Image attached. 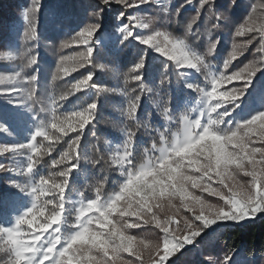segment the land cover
<instances>
[{
  "label": "snow or ice",
  "instance_id": "6c2138e0",
  "mask_svg": "<svg viewBox=\"0 0 264 264\" xmlns=\"http://www.w3.org/2000/svg\"><path fill=\"white\" fill-rule=\"evenodd\" d=\"M110 2L111 0H103L105 5ZM115 3L123 4L125 8L139 9L142 5H150L153 0H132L131 3L128 0H115ZM187 3L191 4L192 0H187ZM39 5L40 0H34L32 6L23 11V19L28 25L24 31L26 40L39 41L36 24ZM205 5H208L209 12H212L211 0H201L200 7L203 8ZM260 11H264V4L256 0V3L251 4L248 20L236 29L235 35L239 37L246 33L258 32L261 46L257 48V52L264 54V29L253 26L254 14ZM179 12L180 9L177 8V16ZM199 14L198 8L197 16ZM125 15L124 12H120L117 17L119 19L117 31L122 37V43L138 38L140 44L146 45L158 52L161 57H165L166 61L172 62L179 77L186 76L187 71H181L183 69L194 70L204 77L203 87L186 83V87L196 93L198 99L196 106L179 120V123L184 125L185 138L173 145L165 126L164 131L159 132V144L154 141L151 149H145L146 163L140 166L135 161L136 132L127 125L121 128L124 140L112 155L111 164L119 170L123 182L115 194L107 197L103 195V182L95 186V198L85 200L82 198L83 192L79 193L81 199L77 201L78 207L73 212L74 222L71 225L73 231L71 235L66 236L61 232V224L65 218V193L72 172L81 164L78 146L86 134L85 126L90 125L97 116L98 102L93 100L82 110L72 111L68 115L60 113L58 109L61 102L84 89H95L97 95L116 90L98 87L93 80V73L89 71L82 79L73 83L67 92L58 97L52 96L48 107L40 109V112L49 113L50 119L45 122L39 113H36L34 119L37 123L28 143L11 147L0 146V155L23 152L28 161L25 168L18 171L0 163V171H15L19 176H27V182L15 183L14 187L31 198L29 210L14 218L11 227L0 226V243L16 252L13 264H145L143 256L145 250L151 251L149 264H168L173 255L192 244L210 226L222 222L240 223L264 213V180L260 178L264 173V111L252 115L243 123L229 124L231 113L238 106L237 101L251 85L255 75L264 70V58L246 64L239 70H230L233 61L243 54V49L252 44L253 40L250 38L245 45L233 44L232 52L223 59L222 70L217 74L209 71L212 66L205 62L206 57L212 56L217 49V43H210L205 54H197L189 49L185 39L176 38L169 32L153 30L148 25H141L139 20L145 16L127 14L128 23H124ZM93 16L97 18L95 22L86 24L76 35L60 45L61 48L78 45L82 50L75 57L61 59L56 74L52 76L53 80L59 79L61 73L65 76L69 74V68L66 66L69 59L74 61L70 69L73 72L89 64L95 65L92 39L100 27L101 13L94 12ZM221 18L227 20L226 15L216 16L218 21ZM195 23L196 17H193L187 24L189 32ZM145 53L146 50L139 56L135 65L124 74L125 84L134 80L139 83L141 92L145 91L141 75ZM0 58L11 57L5 54ZM37 62V57L32 55L28 59V66L36 65ZM168 66L165 62V69ZM21 80H23L21 72H15L7 77L0 76V84L11 85L0 89V94L8 96L9 103L13 102L15 96L17 106H24L32 113L34 111L27 102L33 101L37 76L29 75L24 81L29 85L28 88L22 86ZM233 81H240L241 86L219 90L223 85ZM163 82L162 80L161 83ZM122 94L128 97L123 115L129 121H136V127L139 128L137 109L141 96H132L127 92ZM170 102L171 98L163 104L162 115L166 122L172 121ZM261 103L264 104V97L261 98ZM192 113L197 115L193 117ZM218 113L227 114L223 123L228 127L222 134H217V131L209 127V120ZM49 128L64 136L69 132H76L77 135L70 138L68 150L63 152L59 159L51 161L53 168L59 165L64 167L48 176H39L37 181L34 170L40 164L39 157L51 153L55 143L61 138L56 136L55 132H50ZM0 133H9L3 123H0ZM38 137H43L51 143L44 146L37 140ZM42 148L44 151H41ZM94 163L98 164L100 161ZM230 170H237L239 174L250 178V195L246 201H241L233 186L225 180V175ZM214 184L223 187H214ZM192 189L217 197L223 201V206L214 207L201 196L193 194ZM42 197L50 198L41 202ZM177 198L181 202L180 208L184 212H191V217L183 215L179 208L175 216L167 217H161L154 211V206L160 207L161 201L166 200L171 206L172 201ZM48 205H51V208H48ZM37 214L42 219L34 225L33 221L36 220ZM114 216L135 219L131 222L126 220L114 222ZM25 224L33 230L24 229L22 226ZM149 224L159 232L154 242L138 240L124 230L142 228ZM124 254L134 259L128 260ZM228 258L226 256L222 264H229Z\"/></svg>",
  "mask_w": 264,
  "mask_h": 264
},
{
  "label": "rangeland",
  "instance_id": "374dc122",
  "mask_svg": "<svg viewBox=\"0 0 264 264\" xmlns=\"http://www.w3.org/2000/svg\"><path fill=\"white\" fill-rule=\"evenodd\" d=\"M96 1L103 3V0ZM244 1H247L248 7L246 10V16L242 23H240V25L243 24L244 21L248 20V14L251 11V4L256 3V0ZM128 2L131 3L132 0H128ZM167 2L168 0H160L159 3L142 5L139 9H130L125 8L123 4L119 5H121L122 9L126 11L124 23H128L127 14L148 16L151 17L154 21L153 25L151 26L153 30L165 31L159 26V17L160 15H168V9L165 6ZM33 3L34 0H31V4L28 8H30ZM63 3L64 0H60L57 1L56 4L58 6H61L63 5ZM115 4V0H111V2L106 5L107 10L109 9L110 5ZM51 6L52 0H40L39 11L36 19L39 41L26 40L24 38V31L28 25L27 22L23 19V11L27 10L28 8L22 5H19L18 8L7 13L9 15L8 22L6 23V26H4L2 32H0V57H4L5 54H8V56L11 57L0 58V76L7 77L13 75L15 72H21V76L23 77V80H21V84L25 88L29 87V85L24 83V81L27 80L28 76H37V81L35 82L36 92L34 94L33 101L27 102L28 106L31 107L34 111L32 113L28 112L27 108L24 106H17L18 101L16 100L15 96H13V102L9 103V97L0 94V123H3L10 133H0V146L7 145L11 147L28 143L37 123V121L34 119L36 113H39L41 119L47 122V120L50 119L49 113L40 112V109L42 107L47 108L52 96L55 95L58 97L60 94L67 92L73 83H75L78 79H82L83 75H86L90 71L93 73V80L96 82L98 87L115 89L116 91H109L97 95L95 89H84L69 96L66 101L61 102V107L58 109V111L64 115H68L72 111L82 110L87 106L88 103L96 100L98 102V113V111H100L106 103V99L108 97H111V99H116L114 101V108L112 109L116 117L115 124L112 125L109 128V131L104 134L101 145L102 150L107 157L108 163L113 170L114 178L116 181V184L114 183L113 185L114 189L111 193H103L104 197H107L109 195L115 194V192L119 189V185L123 182V178L120 176L119 170L115 165L111 164L112 155L116 151L117 146L122 144L124 140V134L121 131V128L125 126L126 121H128V123L130 122V125L132 124L133 126H135V124L137 123L136 121L127 120L123 115V110L127 107L128 97L126 95H123L122 93L127 92L132 96L135 95L127 91V84H125L124 75L123 77L120 75L121 72L119 68H117V66H109L110 52L120 50L123 45L127 47L136 46L141 48L144 52L146 50V54L150 55L154 61H161L163 63L167 62L171 65V67H173L172 62L166 61V58L161 57L158 52L148 48L146 45L140 44L138 38L137 40L122 43V37L117 31V26L119 23V19H117V17L119 13H114L111 16L113 20V27L111 31L108 33V30H106L105 32H102L103 34H99V31L97 30L93 35L92 45L94 48L95 65L89 64L84 68H77L76 71L73 72L70 69L74 64V61L69 59L68 61H66V66L69 68V74L65 76L63 75V73H61L59 79L53 80L52 76L56 74L57 65L60 64L61 59L63 57H75L77 53L82 50V47L78 45H72L69 48L60 47V49L57 48L56 50L51 46L54 43V39H45L41 35L43 27L42 25H40L41 11H44L46 22L48 25L51 21H53V19H55L53 17L54 10H51ZM191 7V5H188L185 8L190 9ZM58 14L59 11L57 10L55 12V15L58 16ZM253 19L257 24L259 23V21L256 20V17H253ZM84 26H79L73 34L69 33L68 40L71 39L72 36L76 35V33L79 32ZM239 26L235 28V30L229 37L226 35L222 36L223 47L221 51L219 53L213 52V55L210 56V61H205L206 63H210V65L212 66L209 71L218 74V71L222 70L223 59L227 58L228 55L232 52L233 44L245 45L250 38L253 40L252 44H248L247 47L243 49V54L238 56L237 59L233 61V66L230 70H239L246 64L264 58V54L257 52V48L261 46L259 33H246L245 35L238 37L235 35V31ZM137 31L143 30L137 29ZM60 39V44L64 43L62 36L60 37ZM189 49L194 51L190 47ZM196 53L200 54L198 52ZM32 55H35L37 57L38 62L36 65L28 66V59ZM173 69L178 74L177 70L174 67ZM181 71H187V74L184 77H179L180 84L178 86V94L176 95L175 99L171 100L170 102L172 121L169 122H166L163 118L162 111L164 103L159 96V92L154 93L152 87L150 88L149 86L145 88V91L141 92L139 83L136 82L138 83L136 86H138L139 88V93L137 95L141 96V101L137 109L138 121L142 117V114H146L144 116L149 118L150 123L152 122V120H156L155 123L153 122V125L155 127H150V125L144 124L143 127L141 126V129L139 128L140 130L143 129V131L147 133V138L150 141L152 140L149 146L146 147L142 145V142L144 141L141 140L139 135L136 134V137L134 138L135 161L137 164L147 159V157L145 156L146 148L151 149V145L154 141L159 144V132L164 131L165 126H167L168 128L167 135L169 137V140H171L172 133L180 131L181 124L179 123V120L181 116L185 115L190 109L196 106V100L198 99V96L196 93L192 92L189 88L186 87V83H192L203 87L205 86L204 77L194 72V70L183 69ZM106 79L108 82H104ZM234 86H241V82L233 81L230 84L223 85L219 90L223 91L225 88L231 89ZM5 87H11V85L0 84V89H3ZM147 89L152 90L148 91ZM262 97H264V70L258 72L255 75L251 82V85L246 89L241 99L237 101L238 106L234 111H232L229 124L231 125L235 122L243 123L247 119H250L252 115L257 114L260 111H264V104L261 103ZM168 100L169 99H167L166 101ZM141 105L144 106L142 107ZM144 109L146 110L145 112H143ZM195 115H197V113H192L193 117ZM98 119V116H96L95 120H93L90 125H86L85 132L89 127H92V125L97 122ZM145 125H147V127H145ZM226 127H228V125L222 123L219 129L216 130L217 134H222L223 130ZM49 131L55 132V130H52L51 128H49ZM55 135L61 137L59 141L55 143V145H58V143H62L67 139V141L70 142V138L75 137L77 133L69 132L67 136H64L62 133L55 132ZM37 140L44 146H47L49 143H51V141L44 140L43 137H38ZM106 140L108 141V143H105ZM82 145L83 143L81 140V144L78 146V154L81 156V164L78 166L77 170L72 172L70 183L75 180L83 183V181L85 182L87 179V174L85 173L87 158L85 154H80V151H84L85 149L84 147L81 148ZM41 151H44V149L42 148ZM47 154L39 157L40 164H38L36 166V169L34 170L36 171L35 174L37 181L39 180V176L49 175L45 174V170H43L42 167L44 164L43 158ZM0 163H3L6 166L18 171L25 168L28 161L26 158V154L23 152L18 154L8 152L0 155ZM185 163H187V161H185ZM193 174L197 176L199 175V173ZM27 179V176H19L15 171H0V226L11 227L14 223V218H18L24 212L28 211L31 207V198L21 193L18 188L14 187L15 183L23 184L27 182ZM239 179L241 181H247L250 178L239 174ZM213 186L218 188L223 187L222 185L217 184H214ZM81 192H83L81 189H73V191H70V184L66 189V202L64 204L65 218L61 224V232L66 236L72 234L73 229L71 228V225L74 222L73 212L75 208L78 207L77 201L81 199L79 195V193ZM192 192L193 194L201 196V198L205 199L210 204H223V201H220L215 196H209L207 192H200L198 189H192ZM49 198L50 197H42L41 202ZM82 198L85 200L95 198V186L90 187V194L83 193ZM160 203V207L157 208L154 206V211H156L161 217L175 216L178 208L183 215L188 217H191L192 215L191 212H184V210L180 208L181 202L178 198L172 201L171 206L168 205L166 200H163ZM48 208H51V205H48ZM262 214H258L257 216H260ZM41 219L42 218L37 214L36 220L33 221V224L35 225ZM134 219L135 217H113L114 222L116 220H120L121 222L125 220L131 222ZM251 220L253 219H247L240 223L222 222L210 226L192 244L187 245L181 252L173 255L168 261V264H222L226 256L229 257V264H261V260H247L240 251L218 255L214 252L215 243L227 227L241 225ZM93 226L95 227V225ZM22 227L27 231L33 230L29 228L27 224L23 225ZM124 230L130 234H133L138 240L143 239L145 240V242H154L159 236L158 230H156L150 224L145 225L142 228ZM124 255L128 260L134 259L133 257L127 256V254ZM2 256L3 254H0V257ZM143 256L145 264H149V261L147 260V250L144 251ZM209 257L211 259H209Z\"/></svg>",
  "mask_w": 264,
  "mask_h": 264
},
{
  "label": "trees",
  "instance_id": "16d2710c",
  "mask_svg": "<svg viewBox=\"0 0 264 264\" xmlns=\"http://www.w3.org/2000/svg\"><path fill=\"white\" fill-rule=\"evenodd\" d=\"M57 1L60 0H52L51 10H54L53 17L55 19L49 25L46 22L44 11H41L40 17V25L44 27H42L41 35L45 39L53 38L54 43L51 46L56 50L57 48L60 49L61 36L65 42L68 40L69 33L73 34L79 26L82 27L88 23L95 22L97 18L93 16L94 12L101 13L100 27L98 28L99 34H103L102 32L106 30H108V33L111 31L113 27L112 14L120 12L126 14V11L119 4L110 5L107 10L106 5L96 0H64L61 6L56 4ZM211 2L213 10L209 12L208 5L203 8L200 7L201 0H192L191 4H188L187 0H168L165 6L169 13L168 15H160L159 26L174 37L185 39V43L191 49L202 55L207 52L210 43L218 44L214 52L219 53L223 47L222 36L226 35L229 37L235 28L242 23L246 16L248 3L244 0H211ZM30 4L31 0H0V32H2L8 22L9 15L7 13L9 11H13L19 5L28 8ZM188 5L192 7L186 9L185 7ZM177 8L180 9L178 16L176 15ZM198 8L200 9V14L197 16ZM57 10L59 11L58 16L55 15ZM217 15H226L227 20L221 18L218 21L216 19ZM193 17H196V23L193 24V28L189 32L187 24L192 21ZM142 52L144 51L139 47L123 45L120 50L110 52L109 66H117L121 72L120 75L123 77L128 69L135 65ZM144 59L145 64L141 75L145 88L149 86L150 88L152 87L154 93L159 92L163 103L170 98L174 100L179 91L180 78L173 67L168 63L169 66L165 69V63L154 61L146 53ZM206 59L210 61L211 58L209 56ZM162 80L164 81L163 83H161ZM104 82H108L107 79ZM137 84L134 80L129 81L126 85L127 91L137 95L139 93ZM115 100L111 99V97L106 99V103L97 113L98 121L92 127H89L85 136L81 138L83 143L81 148L84 147L85 149L84 151L81 150L80 154H85L87 158L85 167L87 179L83 183L76 180L72 181L70 183V191L81 189L84 194H90V187L96 186L101 182L104 183L103 193L109 194L114 189L113 185L114 183L116 184L114 173L101 145L104 134L115 124L116 117L112 110ZM141 106L143 107L144 105ZM145 111L144 109L143 112ZM144 115L146 114H142L138 121L140 124L139 128L141 129L144 124L153 127V122L155 123L156 120L154 119L150 123L149 118ZM125 125L140 136L141 140L144 141L142 142L143 146L147 147L152 142V140L150 141L147 138V133L143 129L137 128L136 124L133 126L126 121ZM67 140L55 145L52 152L43 158L44 164L42 167L45 170V174L55 173L63 168V165L53 168L51 161L59 159L61 152L68 150L69 141ZM97 160L100 163H94ZM214 248V252L217 255L240 251L247 260H262L261 253H264V213L241 225L227 227L218 238Z\"/></svg>",
  "mask_w": 264,
  "mask_h": 264
},
{
  "label": "clouds",
  "instance_id": "9594fccd",
  "mask_svg": "<svg viewBox=\"0 0 264 264\" xmlns=\"http://www.w3.org/2000/svg\"><path fill=\"white\" fill-rule=\"evenodd\" d=\"M160 0H153V3H159ZM261 4H264V0H260ZM254 17H256V20L259 21L257 24L256 21L253 19V26L258 27L260 29H264V11H260L258 13L254 14ZM139 23L141 25H148L152 26L154 21L151 17L145 16L140 18ZM243 95V93H241ZM227 114L226 113H218L216 116L212 117L209 120V127L213 129L214 131L218 130L220 125L223 123L224 118ZM185 138L184 136V125L181 124L180 131L172 133L171 143L175 145L177 142L183 140ZM146 163V159L142 162H139L138 165L143 166ZM246 177V176H245ZM254 178V177H253ZM262 180H264V173L261 174L260 177ZM225 180L230 183L237 196L241 201H246L248 196L250 195V187H249V180L247 181H241L239 179V172L237 170H230L225 175ZM169 205V204H168ZM214 207H222V204H213ZM0 254H3L2 257H0V264H13V257L16 255V252L14 249H11L9 246L0 243ZM151 251L147 250V260H150ZM261 264H264V253H261Z\"/></svg>",
  "mask_w": 264,
  "mask_h": 264
}]
</instances>
